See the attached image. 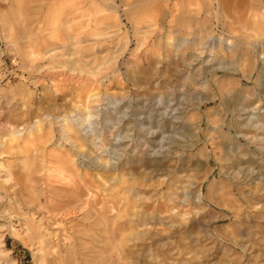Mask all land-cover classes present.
Returning <instances> with one entry per match:
<instances>
[{"label": "rangeland", "instance_id": "1", "mask_svg": "<svg viewBox=\"0 0 264 264\" xmlns=\"http://www.w3.org/2000/svg\"><path fill=\"white\" fill-rule=\"evenodd\" d=\"M64 114L98 192L54 228L15 192L74 149ZM0 141V264H264V0H0Z\"/></svg>", "mask_w": 264, "mask_h": 264}, {"label": "bare ground", "instance_id": "2", "mask_svg": "<svg viewBox=\"0 0 264 264\" xmlns=\"http://www.w3.org/2000/svg\"><path fill=\"white\" fill-rule=\"evenodd\" d=\"M137 2V1H144V0H133V2ZM218 4L220 3V0H217ZM217 19V18H216ZM219 19V18H218ZM212 50V49H211ZM211 52V51H210ZM213 70L215 71V68H213ZM212 70V71H213ZM217 82V90L219 91V95L218 97L220 98V101L223 102L227 97L229 96L227 95V90L226 92L223 90L225 88V86L228 84L225 83L222 80H215ZM206 87H207V94L204 97H201L200 100L193 106L196 110H199L200 105L204 102H214L216 100L217 97V93L213 91L211 84L209 81H206ZM227 88V87H226ZM206 90V89H205ZM231 98H229L230 100ZM238 103V102H237ZM236 103V104H237ZM222 104V103H221ZM234 104V103H232ZM222 106V105H221ZM229 106V105H228ZM78 107V109L81 108V105H76L75 108ZM223 109V108H221ZM85 110V107L82 108L79 112H77V115H79L80 113H82V111ZM182 114V113H181ZM85 115V114H84ZM85 120V116H83ZM62 122H66V124L63 127V131L65 133L68 134V136L66 137L67 141H71V143H74V149L73 150H66V152L64 154H60L57 158L58 161V166H57V170H59L58 172H52L51 168L47 165H45V163H41L40 167L36 170H32L30 165L26 166L25 169V180L26 182H28L30 184L31 187V191L32 192H37L36 196H33V194L31 196H25L23 190H24V185L23 184L22 187L20 186L19 189H17V191L15 192L18 200H20L21 204L23 205L25 204H29L32 207H34L36 209L35 212H38L40 214H42V219H45L46 222H52L55 224L54 228L59 224V220L60 222L62 221H67L68 219H70V215L72 214H87L89 213V208L90 206L95 203L97 195H95L96 192H98L97 188L94 187L93 188V183L90 182L91 180H87V175H85V168H80L77 165V162L74 160L75 156H83L85 157V138L82 137L81 135H72L71 133H73L75 130V127L72 123H70V120L67 118V114H64L62 119ZM197 126L201 125V119L200 116L198 117V121H197ZM173 124V123H172ZM171 124V125H172ZM175 124V123H174ZM183 124H178V128L183 129ZM50 127V126H49ZM162 130V136H161V146L163 147V145H167L169 147L168 143H173L174 140H168L166 141V137L163 136L164 133H167V129L170 128V124H168V122H165L164 125L161 127ZM175 128V126L173 127ZM179 129V130H180ZM20 131L17 129H12L9 131L10 135L13 136H18V133ZM30 132V131H29ZM49 134V130L48 132H44V134H42V136H48ZM78 134V133H77ZM72 135V136H71ZM1 144V141H0ZM180 144V142H179ZM170 148V147H169ZM245 149V148H244ZM177 153V151H176ZM169 155V154H168ZM181 155V154H180ZM242 160H240L239 158L236 159V161L231 163V166L234 168H237L239 171V169L241 168L240 166H242ZM245 162V161H244ZM145 163V162H143ZM148 165H154L150 162H148ZM132 166V165H131ZM130 166V167H131ZM158 166L160 165H154L152 166L151 170H157ZM163 166V165H162ZM246 166V165H245ZM248 167V166H247ZM160 169V167H159ZM245 169V168H244ZM244 169H240L241 170V174H243L245 176L246 171H244ZM163 170V169H162ZM251 170V169H250ZM251 174V173H250ZM55 176V179H52L51 177ZM120 174H117L115 177H111V175H109L107 177V179H111V180H116L117 181V177H119ZM253 176V175H251ZM143 179H146V176L143 177ZM240 179V178H239ZM179 181V180H178ZM241 181V180H240ZM181 182V181H180ZM19 182L15 183L14 185H17ZM95 183V182H94ZM20 184V183H19ZM261 184V183H260ZM116 185V184H115ZM188 185V183H187ZM197 185V184H196ZM259 185V184H258ZM117 186L120 188L119 191H121V193H123V195L127 192V191H134V184L133 183H129L128 180H120L119 182H117ZM188 188V187H186ZM250 188V187H249ZM34 189V190H33ZM37 189L39 191H37ZM246 189V188H245ZM249 190V189H248ZM257 190V189H256ZM188 191V190H187ZM185 191L184 189V196L187 198V193H191L190 189L189 192ZM246 191V190H244ZM252 190H250L251 192ZM198 194L201 193L200 189H198L196 191ZM243 192V191H242ZM247 192V191H246ZM253 192V191H252ZM255 192V191H254ZM254 196L256 195V193H254ZM120 193V192H119ZM194 193V192H193ZM248 193V192H247ZM19 194V196H18ZM192 194V193H191ZM251 194V193H249ZM243 195V194H242ZM261 195V194H260ZM252 196V198L254 197ZM256 196H259L258 194ZM262 196H264V194H262ZM196 197V195H195ZM199 197V196H198ZM261 197V196H260ZM190 198V196H189ZM200 198V197H199ZM246 198V197H245ZM257 198V197H256ZM198 199V198H197ZM254 199V198H253ZM122 200L125 201L126 200V205L128 203L129 198L127 197H122ZM181 200V199H180ZM248 202L250 201L247 200ZM260 201V200H257ZM130 202L133 203L132 200H130ZM253 203V201H252ZM125 204V203H124ZM124 204L122 205L123 210L125 209ZM144 204V203H143ZM249 204V203H248ZM95 205V204H94ZM151 205V204H150ZM150 205H148V203H146L147 208L150 207ZM252 204H249V207ZM255 205V204H254ZM252 205V206H254ZM145 206V207H146ZM164 202H159L157 204V206L155 207L156 209L158 208H164ZM130 208V207H128ZM252 210H256V208L252 209ZM128 212V211H127ZM165 212V211H164ZM78 214V215H79ZM127 217L130 216L128 213L126 214ZM80 216V215H79ZM134 216V214L132 215ZM74 217V216H73ZM86 216L83 217V219ZM96 218V217H94ZM133 218V217H132ZM145 218V216H144ZM143 218V219H144ZM147 219V218H146ZM148 220V219H147ZM97 221V220H95ZM70 223V220H69ZM91 223V221L89 222ZM83 225V224H81ZM47 226V225H46ZM66 226V224H65ZM80 226V225H79ZM88 226V225H87ZM48 227V226H47ZM71 227V225H70ZM69 227V229H70ZM90 227V226H89ZM208 227V226H207ZM66 228V227H64ZM84 228V227H83ZM97 229V228H96ZM206 229V228H205ZM59 230V228L57 229ZM66 230V229H65ZM74 230L75 227H74ZM73 230V231H74ZM79 231V230H78ZM93 231H95L93 229ZM208 231V230H207ZM80 232V231H79ZM83 229H82V233H83ZM68 233V232H67ZM78 233V232H77ZM73 234V233H72ZM76 234V232H75ZM59 236V235H58ZM72 236V235H71ZM76 236V235H75ZM76 238V237H75ZM79 238V237H78ZM60 239V238H57ZM65 240V239H64ZM82 240V239H81ZM56 241V240H55ZM60 241V240H59ZM76 241V240H75ZM124 241V240H123ZM131 241V240H130ZM53 242V241H52ZM61 242V241H60ZM38 243L40 244V246L42 248L47 247L46 246V241L42 240V239H38ZM73 243V242H72ZM75 243V242H74ZM61 246H63L64 248L67 246V243L64 241V243L60 244ZM70 245V244H69ZM126 245V244H125ZM133 245V244H132ZM59 246V245H58ZM128 246V245H127ZM52 249V247H50ZM138 248V247H137ZM121 250V249H120ZM132 251V250H131ZM62 252V251H61ZM122 252V251H121ZM130 252V251H128ZM60 253V250L55 251L52 250L51 251V255L53 258H58V254ZM67 255V254H66ZM74 255V254H73ZM138 255V254H137ZM69 257V255L67 256ZM105 258V257H104ZM125 258V257H124ZM65 259V258H64ZM71 259V257H70ZM75 259V256H74ZM63 257H61L59 259V262H62ZM79 260V259H78ZM67 261V260H66ZM71 261V260H70ZM75 261L77 262V260L75 259ZM69 262V261H67ZM72 263V262H71ZM79 263V261H78ZM81 264V263H79Z\"/></svg>", "mask_w": 264, "mask_h": 264}]
</instances>
